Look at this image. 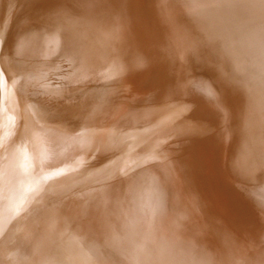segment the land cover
Segmentation results:
<instances>
[{
	"label": "bare ground",
	"instance_id": "bare-ground-1",
	"mask_svg": "<svg viewBox=\"0 0 264 264\" xmlns=\"http://www.w3.org/2000/svg\"><path fill=\"white\" fill-rule=\"evenodd\" d=\"M218 1L181 0L174 10L169 0H0V164L15 143L19 192L30 173L38 186L64 170L41 182L45 196L29 216L0 210V264H264V118L239 124L244 109L229 106L225 86L237 54L264 52V14L229 16L242 33L206 74L176 53L183 26L211 24ZM140 142L157 153L145 166L131 153ZM98 152L133 157L118 197L100 196L111 166L94 167ZM75 200L90 211L82 229L69 221L78 242L63 231ZM195 200L197 218L184 205Z\"/></svg>",
	"mask_w": 264,
	"mask_h": 264
},
{
	"label": "rangeland",
	"instance_id": "rangeland-1",
	"mask_svg": "<svg viewBox=\"0 0 264 264\" xmlns=\"http://www.w3.org/2000/svg\"><path fill=\"white\" fill-rule=\"evenodd\" d=\"M221 0L218 1V3L220 2ZM230 1V3L228 2ZM242 1V3H241ZM169 2L171 3L170 5L172 6V8L174 10H176L174 8V3H177L178 6L180 7V4H181V0H169ZM238 2H240L238 4ZM222 6L220 5V15L216 13V15H214V18H212L213 20L210 21L211 24H208V25H203L202 27L199 28V30H196L194 26H192L193 24L192 23H186L184 22V33H185V36H184V42L185 43H181V46L177 49L176 53L178 54L177 57H179V59L181 60V57L184 56L186 57L187 55L190 57L189 59L191 60H196V61H202L201 62V65L204 66L203 68L199 69L201 70V72H199L200 74L202 73H205L206 74V69L208 67L211 66L212 62L214 61V59L216 60H219L222 62V60L224 59V51L225 49L228 47V43H233V41H235L237 39V35L235 33H237L239 35V32L238 30H234V29H231L230 27V23L228 22L229 21V16L231 18H236L237 17V20L239 19V17L243 16L245 17L244 15H242L244 12H247V9L248 8H244L243 6V0H226L225 3L224 1L222 2ZM211 4V2H209V5ZM217 5V4H216ZM237 5V6H236ZM239 5V6H238ZM232 6V7H231ZM242 6V7H241ZM224 7H225V10H224ZM227 7V9H226ZM239 7V8H237ZM223 8V9H221ZM235 8V9H234ZM243 8V10H241ZM121 9V10H120ZM119 11L116 13L115 12V17L118 18L119 17V13L121 14L122 12V8H120ZM229 9V11H228ZM239 9V11H237ZM232 10V11H231ZM228 12V13H227ZM215 14V12H213ZM230 13V14H229ZM242 13V14H241ZM118 15V16H117ZM219 15V16H218ZM216 16V18H215ZM225 20H224V19ZM247 18V17H246ZM221 19V20H220ZM223 19V21H222ZM216 21H221L220 23L223 24L221 25L222 27L220 28V23L219 22H216ZM217 23V25H216ZM244 23V22H243ZM191 24V25H190ZM226 25V26H225ZM208 26V27H207ZM224 26V27H223ZM127 27V25H126ZM125 27V28H126ZM226 27V28H225ZM240 27V28H239ZM243 27V28H242ZM250 26H243V24H241V26H238L237 29H240V30H246L248 29ZM124 28V31L125 33L128 32V27L125 29ZM209 28V29H208ZM211 28V29H210ZM223 28V30H222ZM192 29V30H191ZM194 29L196 31H194ZM226 29V31H225ZM207 30V31H206ZM211 30V31H209ZM250 30V28H249ZM205 31V32H203ZM218 31V32H217ZM223 31V32H222ZM236 31V32H235ZM193 32V33H192ZM212 33V34H210ZM223 33V34H222ZM242 32H240V35H241ZM204 34V35H203ZM210 34V35H209ZM201 35V36H200ZM214 35V36H213ZM225 35V36H223ZM234 35V37H233ZM239 35V36H240ZM199 37V38H198ZM212 37V38H211ZM217 37V38H216ZM227 37V38H226ZM204 38V39H203ZM226 38V39H225ZM231 41H229L228 40ZM208 39V40H207ZM225 40L227 42H225ZM233 40V41H232ZM226 43V44H225ZM214 44V45H213ZM222 47V48H221ZM253 48V47H252ZM166 50V49H165ZM252 52H250L251 54L250 55H246L244 52H240V54H237V58L239 59V61L237 62V65H235V71L233 72L234 75H233V78L232 79H229L226 83V87L229 91V94L231 95V100H229V106L233 108H240V111L242 109H244V111L242 110L241 112H239V116L238 117V120L237 122L239 124H241L242 122V126L245 125L244 121L248 124V127L251 125L250 124H259L261 123L262 119L264 118V104H263V98H264V52H262V54H258V51L255 50V48H253L251 50ZM203 53V54H202ZM242 53H244L243 56H240L242 55ZM239 55V56H238ZM251 56V57H250ZM256 56V57H255ZM173 58L174 56L172 55H169V58ZM243 57V58H242ZM247 58V59H246ZM261 58V59H260ZM177 59V58H176ZM250 59H252L253 61H251ZM245 60V61H244ZM248 61V62H247ZM242 65H241V64ZM247 63V65H245ZM254 63V64H253ZM223 64V63H222ZM240 64V65H239ZM244 64V65H243ZM251 64V65H249ZM260 64V65H259ZM192 67V66H191ZM207 67V68H206ZM243 67V68H242ZM193 68V67H192ZM195 69V68H193ZM198 69V68H196ZM223 69L225 70L224 68V65H223ZM244 69L246 70V72L244 71ZM198 70V71H199ZM251 70V71H250ZM197 71V72H198ZM241 73H240V72ZM245 72V74H244ZM249 75H248V73ZM255 72V73H254ZM192 74V72H190ZM240 74V75H239ZM243 74V75H242ZM254 74V75H253ZM260 74V75H259ZM239 75V77H238ZM204 77V75H202ZM244 78H243V77ZM247 76L249 77V79H247ZM253 76V77H252ZM241 77V78H240ZM251 77V79H250ZM242 80V81H241ZM254 80V81H253ZM233 81V82H232ZM241 85H240V84ZM232 85V86H231ZM236 85V86H235ZM253 85V86H252ZM250 88V89H249ZM242 90V91H241ZM233 93V94H232ZM249 93V94H248ZM243 98V99H242ZM234 100V101H233ZM252 101V102H251ZM255 101V102H254ZM233 102V103H231ZM235 102V103H234ZM244 103V104H243ZM179 105V104H178ZM236 105V106H235ZM243 107V108H242ZM179 108L181 109L180 105H179ZM242 108V109H241ZM246 109V110H245ZM182 110V109H181ZM246 112V113H245ZM256 112V113H255ZM232 113V112H231ZM245 115V116H244ZM248 116V117H247ZM246 117V118H245ZM241 119V120H240ZM247 119V120H246ZM253 119V120H252ZM26 122V121H25ZM256 122V123H255ZM25 125L21 126V131L24 133H27L29 132L28 131V128L26 130L23 131ZM26 133V134H27ZM258 133L260 135H262L263 133V130L260 132V127H259V131ZM28 135V134H27ZM18 142V138L16 140V143ZM16 145L15 143L11 146V149H9L7 152H6V156L3 160V162L0 164V183L3 182V187L4 191L0 190V210L3 211L4 209L6 210V215L9 216V217H12L14 216L15 214H17V211L22 209V210H25L26 211V215L29 216L33 210H36V208L39 206L37 204H39L40 202L39 201H36L35 197H39L37 196L36 194V188L38 186H33L31 185L32 181L36 178V177H39L38 176V173L35 174V176L31 174V178H29L28 180L25 179L26 181V184L24 185L23 187V191L19 192V189L17 191H15L14 189V186L17 184V180L20 179L21 176H18L17 177V174L19 173V175L23 174L20 170V169H17L16 168V164L14 163L13 161V155H14V149L13 146ZM11 150V151H10ZM107 151H105V154H106ZM141 152V153H140ZM132 155H136L137 156V160H141V161H144V166L145 164L148 165L147 162L150 161V159L154 158L156 156V152L155 150L149 145V144H145V142H140L138 147L131 152ZM138 153H140V155L138 156ZM145 153V154H144ZM97 157L95 158L93 164H95L94 167H98L101 165V162L103 160V164H108L109 166V163H110V169L109 171L107 172L106 176H105V184H101L102 185V193L100 194V196L104 197L105 194H110V196L113 195V197H118L116 196L118 194L117 191L115 190H118L119 192H123L125 190V186L123 185L124 182L127 180L126 176H127V172L129 169L126 168V166H128L129 162L131 161V159L133 157L131 156H125L124 155L119 158L117 155H116V161L113 160L112 158L109 160V159H104L101 155V152H98L97 153ZM118 154V153H117ZM121 155V154H120ZM145 156V157H143ZM102 157V158H101ZM113 157V156H112ZM125 158V159H123ZM123 159V160H122ZM144 159V160H143ZM12 160V161H11ZM147 160V161H146ZM13 162V163H10ZM126 161V162H124ZM11 165H10V164ZM9 165V166H8ZM33 165V164H32ZM31 165V166H32ZM37 166V164H36ZM178 167V166H177ZM14 168V170H13ZM16 168V169H15ZM33 167H31V171L34 170L32 169ZM158 168V167H156ZM156 168H153L151 171L155 172V175L157 178H162V175L160 174L159 171H156ZM179 168V167H178ZM176 168L175 170V175L176 177L181 181L183 182L184 178L186 179V174L184 172V170L181 171V169H178ZM9 169V170H8ZM11 169V170H10ZM5 170V171H4ZM9 171V172H8ZM14 171V172H13ZM4 174H3V173ZM13 172V173H11ZM111 172H115L114 174ZM8 174H11V175H8ZM5 175V177H3ZM8 175V177H7ZM26 175V174H24ZM110 175V176H109ZM114 175V176H112ZM15 176V177H14ZM184 176V177H183ZM12 177V178H11ZM34 177V178H33ZM8 178V179H7ZM23 178V177H22ZM2 179V180H1ZM12 179V180H11ZM123 182H121V180ZM10 181H12L10 183ZM24 181V182H25ZM10 183V186L8 185V183ZM119 182H121L120 185ZM162 182V180H161ZM186 183V181H185ZM7 186H6V185ZM5 185V186H4ZM12 185V186H11ZM41 186V185H39ZM118 188V189H115V188ZM169 188V187H168ZM166 189V196L168 197L169 196V189ZM123 190V191H122ZM114 191V192H113ZM117 192V194H116ZM2 193V194H1ZM115 194V196H114ZM2 195V196H1ZM42 196H45V193L41 194ZM100 196H98V198H100ZM49 198H51L49 196ZM78 199V198H77ZM15 203V204H14ZM170 203V204H169ZM190 204H187V203H184L185 206H189L190 207V210L192 211L191 213H193V217L194 218H197V213H199L200 211H198V204L195 201H190L189 202ZM116 204V203H115ZM118 204H120L119 202L116 204V206H118ZM166 204L165 203L163 204V206L161 207V210L162 212L166 211L168 212V216H169V211L172 209H174V204L172 202H169V198L166 199ZM197 205V206H196ZM75 208H74V207ZM89 206V204H88ZM74 208V209H73ZM113 208V207H112ZM170 208V209H169ZM113 209H116L115 206ZM76 210V211H75ZM160 210V211H161ZM171 210V212H172ZM198 211V212H197ZM76 212V213H75ZM79 213V217H78V213ZM84 214H83V213ZM90 211L86 212V205L83 204V202L81 203L80 200H75L73 201L72 205L70 206L69 208V211L67 213V218H69L65 224V227L63 226V231H65L64 235L65 236H69V240H72L74 237L76 238V242H78V234H75V235H71V229L69 227L70 224H76L77 225V228L79 229H82L84 228V224L83 222H81L82 218L86 215H88ZM174 214V212H172ZM25 215V214H24ZM82 218H81V217ZM159 217V216H157ZM81 218V219H80ZM160 218V217H159ZM21 219V218H20ZM69 221L70 224H69ZM66 225H68V227L66 228ZM66 228V230H65ZM222 232L224 231H221V234ZM0 235H1V231H0ZM57 248V247H56ZM56 248L54 249V253L53 255L55 257H57L56 255L58 254V251L56 250ZM234 249H235V252L238 251L237 247H236V244L234 245ZM16 250V249H15ZM14 250V251H15ZM20 252V251H18ZM232 252H233V248H232ZM236 254V253H235ZM233 254L232 257H236V255Z\"/></svg>",
	"mask_w": 264,
	"mask_h": 264
},
{
	"label": "snow or ice",
	"instance_id": "snow-or-ice-1",
	"mask_svg": "<svg viewBox=\"0 0 264 264\" xmlns=\"http://www.w3.org/2000/svg\"><path fill=\"white\" fill-rule=\"evenodd\" d=\"M243 6L245 8H250V9H257L259 10L262 14H264V0H243ZM194 8L199 7V5H194ZM70 51V49H69ZM3 57V52L0 51V58ZM0 83H2V80H0ZM192 83V82H190ZM193 88H200L201 90H203L205 88L204 85H195L192 84ZM64 170L61 171H57V172H52L51 175H45L41 177V180L37 182L38 187L36 188V194L37 196H39L41 199L43 198V196L41 194L45 193V189L42 186H39L42 183H47L48 180L60 176L63 174Z\"/></svg>",
	"mask_w": 264,
	"mask_h": 264
}]
</instances>
